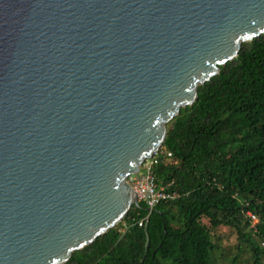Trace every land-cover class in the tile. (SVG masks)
I'll return each mask as SVG.
<instances>
[{
    "label": "water",
    "instance_id": "obj_1",
    "mask_svg": "<svg viewBox=\"0 0 264 264\" xmlns=\"http://www.w3.org/2000/svg\"><path fill=\"white\" fill-rule=\"evenodd\" d=\"M264 0H0V264H64L141 208L126 181Z\"/></svg>",
    "mask_w": 264,
    "mask_h": 264
},
{
    "label": "trees",
    "instance_id": "obj_2",
    "mask_svg": "<svg viewBox=\"0 0 264 264\" xmlns=\"http://www.w3.org/2000/svg\"><path fill=\"white\" fill-rule=\"evenodd\" d=\"M164 150L172 156L160 155L156 179L177 198L151 213L132 207L64 264H217L227 229L240 254L264 264V34L199 85L195 103L167 124Z\"/></svg>",
    "mask_w": 264,
    "mask_h": 264
},
{
    "label": "built area",
    "instance_id": "obj_3",
    "mask_svg": "<svg viewBox=\"0 0 264 264\" xmlns=\"http://www.w3.org/2000/svg\"><path fill=\"white\" fill-rule=\"evenodd\" d=\"M160 155L170 158L171 152L161 151L156 152L153 157L146 160L138 173L131 174L126 181L130 184L133 190L137 193L140 203H144L151 213L160 203L164 201L174 200L178 194L170 190V184H162L157 181L155 175V166L159 163ZM149 215L140 221L143 225L148 220Z\"/></svg>",
    "mask_w": 264,
    "mask_h": 264
},
{
    "label": "rangeland",
    "instance_id": "obj_4",
    "mask_svg": "<svg viewBox=\"0 0 264 264\" xmlns=\"http://www.w3.org/2000/svg\"><path fill=\"white\" fill-rule=\"evenodd\" d=\"M258 220H255L253 225H255ZM219 248L214 252L217 264H253L250 259V252L244 251L241 254L237 247L236 235L227 230H221V237L217 241ZM237 254L239 255V260L234 261ZM264 261V258H263ZM164 264H174L170 260H164Z\"/></svg>",
    "mask_w": 264,
    "mask_h": 264
}]
</instances>
